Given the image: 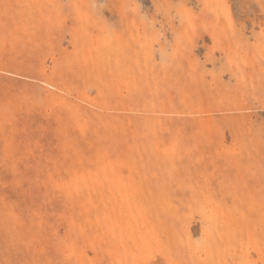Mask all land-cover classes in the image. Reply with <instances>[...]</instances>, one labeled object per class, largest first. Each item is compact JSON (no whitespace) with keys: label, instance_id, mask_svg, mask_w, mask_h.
I'll return each mask as SVG.
<instances>
[{"label":"rangeland","instance_id":"obj_1","mask_svg":"<svg viewBox=\"0 0 264 264\" xmlns=\"http://www.w3.org/2000/svg\"><path fill=\"white\" fill-rule=\"evenodd\" d=\"M0 264H264V0H0Z\"/></svg>","mask_w":264,"mask_h":264}]
</instances>
